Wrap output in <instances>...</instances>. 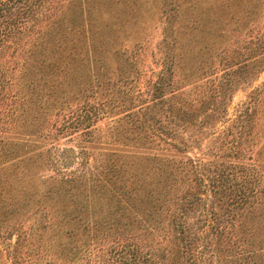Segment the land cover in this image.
<instances>
[{
  "label": "rangeland",
  "instance_id": "obj_1",
  "mask_svg": "<svg viewBox=\"0 0 264 264\" xmlns=\"http://www.w3.org/2000/svg\"><path fill=\"white\" fill-rule=\"evenodd\" d=\"M50 5L64 32L56 57L61 60L36 75L35 93L24 90L23 135H8L0 146L2 210L12 208L11 218L35 225L34 214L52 204L43 192L61 178L93 186L95 175L107 170L108 156L121 155V149L151 152L122 144L141 145L145 120L157 119L174 146L164 145L167 153L184 161L186 194L195 186L209 203L214 192L220 215L230 202L235 214L230 217L244 221L231 232L244 234L247 264H264V0H50ZM74 81L81 84L79 92ZM147 104L154 108L135 114ZM25 190L35 195L25 197ZM241 204L245 210L239 212ZM36 225L44 226L40 246L35 241L30 246L41 253L38 262L59 264L50 257L64 228L54 217ZM3 226L0 264H25L12 259L15 236L6 235ZM42 249L50 253L43 257Z\"/></svg>",
  "mask_w": 264,
  "mask_h": 264
},
{
  "label": "trees",
  "instance_id": "obj_2",
  "mask_svg": "<svg viewBox=\"0 0 264 264\" xmlns=\"http://www.w3.org/2000/svg\"><path fill=\"white\" fill-rule=\"evenodd\" d=\"M53 13L50 0H0V146L7 143L8 135H23L24 90L35 93L39 84L36 75L48 64L51 69L56 67L55 59L61 60L56 57L65 42L64 32ZM87 28L91 30L89 25ZM88 31L82 29L84 35ZM72 49L71 53H78ZM94 49L97 52L98 48ZM80 85L74 81L72 88L78 87L79 92ZM151 101L153 105L156 102L154 98ZM149 108L154 107L140 106L135 114L141 111L144 115ZM144 124L142 144L133 141L122 146L151 152L121 149V155L108 156L107 170L95 175L98 183L93 186L61 178L42 194L52 204L46 203L48 208L44 206L46 210L38 217L36 210L31 212L35 225L25 227L19 218L9 216L14 209L2 210L0 206V227L4 223V233L15 236L11 252L15 262L47 264L38 262L41 253L30 246L35 241L39 247L43 236L44 226L36 223L54 217L56 226L65 230L56 234L58 250L50 257L59 264H247L246 238L231 232L235 223L242 226L244 221L232 218L231 203L223 204L225 216L215 209L212 190L209 203L195 186L186 194L184 161L169 155L164 146L174 147L167 127L157 119ZM31 194L35 192L24 191L25 197ZM236 208L245 210L243 204ZM42 252L44 257L48 251Z\"/></svg>",
  "mask_w": 264,
  "mask_h": 264
}]
</instances>
